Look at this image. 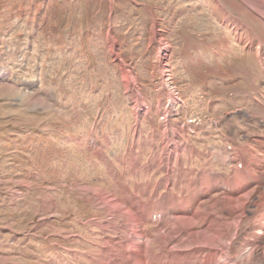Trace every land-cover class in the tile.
I'll use <instances>...</instances> for the list:
<instances>
[{
  "label": "rangeland",
  "instance_id": "rangeland-1",
  "mask_svg": "<svg viewBox=\"0 0 264 264\" xmlns=\"http://www.w3.org/2000/svg\"><path fill=\"white\" fill-rule=\"evenodd\" d=\"M259 32L242 0H0V264H96L128 229L100 227L109 197L231 173L264 138Z\"/></svg>",
  "mask_w": 264,
  "mask_h": 264
},
{
  "label": "bare ground",
  "instance_id": "bare-ground-1",
  "mask_svg": "<svg viewBox=\"0 0 264 264\" xmlns=\"http://www.w3.org/2000/svg\"><path fill=\"white\" fill-rule=\"evenodd\" d=\"M242 1L257 14L264 25L263 3L259 0ZM246 28L253 31L249 26ZM253 36L259 43L258 51L261 56L264 34L259 32ZM261 63L264 67V60L261 59ZM166 64L167 62L163 65ZM261 88L263 94L260 93V96L264 97L263 80ZM256 101L264 111V105ZM252 141H247L245 148L242 147L244 150L241 146L240 149L239 146L235 147L232 140L231 150L234 152L231 154L224 148L221 165L241 162L242 166L236 165L231 173L226 172L214 180L211 179L212 182L208 178H191L193 172L183 171L179 161V178L170 179L168 173L162 178L163 187L168 189L171 183L176 189L172 191L171 197L165 196L166 190L162 196H157L158 188L151 182L150 175L143 184L147 185L146 191L138 188L135 195V191L125 188L121 189V195L109 197L110 200L104 207L113 216L108 221L103 220L100 227L106 225V229L112 230L119 217L128 229L125 234L106 242L107 248L100 257H95L97 260L93 257L90 260L96 261V264H218L219 259L226 256L228 260H232V264H264V241L261 240L264 234V154L257 156L256 152L261 150L259 144L264 152V140L256 138L254 145ZM241 150L244 152L242 155L239 153ZM171 156L169 154L166 158L167 164L170 163ZM157 161L158 159L154 160ZM160 164L161 162L158 166ZM151 167L154 169L152 165ZM253 183H260L263 192L254 201L253 211L248 212L246 217L244 207L247 206L250 186ZM218 191H222V195L217 198L214 193ZM203 198L207 201L209 199L210 203L205 206ZM218 210L226 211L224 217L218 214ZM133 220L143 228H130L128 221ZM246 224L249 225L248 231L239 238L238 243L227 242ZM162 228L164 230L161 234ZM174 236L179 240L174 239ZM135 238H144L145 241L136 242ZM248 246L251 248H247ZM256 247L260 248L259 253L253 252Z\"/></svg>",
  "mask_w": 264,
  "mask_h": 264
}]
</instances>
